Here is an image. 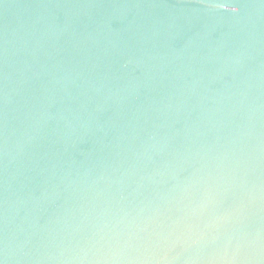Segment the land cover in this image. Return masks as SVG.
<instances>
[{
	"label": "water",
	"instance_id": "95a60500",
	"mask_svg": "<svg viewBox=\"0 0 264 264\" xmlns=\"http://www.w3.org/2000/svg\"><path fill=\"white\" fill-rule=\"evenodd\" d=\"M0 264H264V0H0Z\"/></svg>",
	"mask_w": 264,
	"mask_h": 264
}]
</instances>
